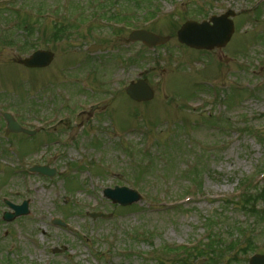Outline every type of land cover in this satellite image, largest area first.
Segmentation results:
<instances>
[{"label":"rangeland","instance_id":"obj_1","mask_svg":"<svg viewBox=\"0 0 264 264\" xmlns=\"http://www.w3.org/2000/svg\"><path fill=\"white\" fill-rule=\"evenodd\" d=\"M100 2L0 0V112L37 130L0 115V264H249L264 254V0H112L105 17ZM228 10L225 47L178 41L187 20ZM134 29L169 40L149 49ZM36 49L50 67L19 63ZM139 78L149 102L126 94ZM115 186L140 200L114 204ZM4 199L29 214L4 220Z\"/></svg>","mask_w":264,"mask_h":264},{"label":"water","instance_id":"obj_2","mask_svg":"<svg viewBox=\"0 0 264 264\" xmlns=\"http://www.w3.org/2000/svg\"><path fill=\"white\" fill-rule=\"evenodd\" d=\"M234 15L231 11L220 17H212L211 23L204 22L198 24L193 21H188L178 32V38L182 43L186 45L197 48V49H208L211 50L214 47H223L231 39L234 32L233 22L228 18L229 16ZM131 40H141L149 47L154 45L161 44L166 41V38L157 36L150 32L146 31H135L131 35ZM53 55L44 51H37L32 56L23 59L22 64L28 67H44L50 64ZM128 94L135 100H149L153 97L152 91L146 83L139 81L136 84L130 85L128 88ZM5 118L8 121V127L11 131L14 132H28L22 129L19 124L14 120V118L7 113H4ZM30 133V132H28ZM31 171L39 172L41 174H47L53 176L55 170H51L48 167L43 166H34ZM105 196L112 199L114 203H119L123 206L132 204L139 200V195L136 191L130 190L126 187H116L115 189H106L104 192ZM10 207L15 210L14 213H5L4 219L6 221L13 220L14 218L26 215L29 213L28 203L25 202L21 206L14 205L8 202ZM93 217L104 216L102 214H93ZM55 223H61L58 220L54 221ZM251 264H264V256L257 255L254 256L251 260Z\"/></svg>","mask_w":264,"mask_h":264}]
</instances>
